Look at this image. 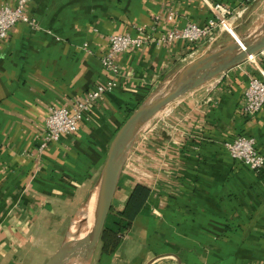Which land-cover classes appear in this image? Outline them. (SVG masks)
<instances>
[{
    "label": "crops",
    "instance_id": "1",
    "mask_svg": "<svg viewBox=\"0 0 264 264\" xmlns=\"http://www.w3.org/2000/svg\"><path fill=\"white\" fill-rule=\"evenodd\" d=\"M16 2L0 0V7ZM207 3L232 10L236 34L264 19V0H28L24 12L35 28L16 24L0 40V264H45L96 197L109 146L128 116L231 37L216 30L198 44L147 43L113 57L116 75L100 64L108 38L139 37L136 28L150 34L154 27L158 37L188 23L203 27L213 17ZM253 78L264 81L261 52L140 129L104 223L118 245L103 254L98 241L90 264H264V170H250L224 147L253 138L264 154V108L241 112ZM111 80L114 89L75 133L38 151L50 108L70 110ZM138 185L148 195L128 221L122 213Z\"/></svg>",
    "mask_w": 264,
    "mask_h": 264
},
{
    "label": "water",
    "instance_id": "2",
    "mask_svg": "<svg viewBox=\"0 0 264 264\" xmlns=\"http://www.w3.org/2000/svg\"><path fill=\"white\" fill-rule=\"evenodd\" d=\"M228 42L181 68L172 81L144 100L117 130L109 146L98 186L93 223L85 235L86 213L82 211L68 229L59 249L45 264H66L82 256L90 264L100 239L126 156L140 129L168 105L217 76L242 64L264 50V19L244 34H236Z\"/></svg>",
    "mask_w": 264,
    "mask_h": 264
},
{
    "label": "built area",
    "instance_id": "3",
    "mask_svg": "<svg viewBox=\"0 0 264 264\" xmlns=\"http://www.w3.org/2000/svg\"><path fill=\"white\" fill-rule=\"evenodd\" d=\"M28 0H17L14 7L3 5L0 7V40L4 39L8 30L16 24H28L35 28V22L24 12ZM212 18L206 25L200 27L194 23H188L181 29H170L164 34L153 37L155 28L151 33H146L142 28H136L139 37H131L129 34L114 35L108 38L109 50L100 58L102 68L114 75L118 70L114 64L113 57L116 54L124 53L153 43L155 45H172L178 42L187 44H198L203 41H210L216 30H222L231 38H234L235 31L231 25L232 10L221 3H207ZM174 16L172 11L167 14V20L171 21ZM226 29L223 30V27ZM230 27V30H227ZM264 56V50L261 52ZM115 87L113 80L104 84H98L88 92L80 101H76L70 110L66 108H50L43 124L42 138L38 151L42 152L49 145L57 143L61 136L71 135L76 132L78 122L82 120L89 108L111 92ZM264 108V81L253 78L249 81L244 92V103L241 112L245 116H252ZM253 138L237 137L232 142L224 144L230 157L243 164L252 171L264 170V154H260L255 147Z\"/></svg>",
    "mask_w": 264,
    "mask_h": 264
},
{
    "label": "trees",
    "instance_id": "4",
    "mask_svg": "<svg viewBox=\"0 0 264 264\" xmlns=\"http://www.w3.org/2000/svg\"><path fill=\"white\" fill-rule=\"evenodd\" d=\"M148 195V189L143 186H136L126 204L122 216L126 220H131L141 209ZM99 242L101 244V252L103 254H111L118 245L117 235L105 227L102 230Z\"/></svg>",
    "mask_w": 264,
    "mask_h": 264
},
{
    "label": "bare ground",
    "instance_id": "5",
    "mask_svg": "<svg viewBox=\"0 0 264 264\" xmlns=\"http://www.w3.org/2000/svg\"><path fill=\"white\" fill-rule=\"evenodd\" d=\"M235 35H236V33L235 34L233 33L234 37H235ZM95 200H96V197L93 196L92 200L90 201V203L87 204V206L85 208L87 222H86V233H83V235L87 234L89 232V230L91 229V226L93 223V216H94ZM79 258H80V256H76L74 258H71L66 264H79L78 263L80 261ZM81 261H82V264H84L83 258Z\"/></svg>",
    "mask_w": 264,
    "mask_h": 264
},
{
    "label": "rangeland",
    "instance_id": "6",
    "mask_svg": "<svg viewBox=\"0 0 264 264\" xmlns=\"http://www.w3.org/2000/svg\"><path fill=\"white\" fill-rule=\"evenodd\" d=\"M224 30V29H223ZM227 30H229L228 28H227ZM237 37V35H235V37L234 38H236ZM162 114V111L161 112H159V113H157V115L156 116H160ZM145 126V125H144ZM144 126L142 127V128H144ZM83 233H86V226L84 227V229L82 230V234ZM80 261L78 262L79 264H82V256H80Z\"/></svg>",
    "mask_w": 264,
    "mask_h": 264
}]
</instances>
